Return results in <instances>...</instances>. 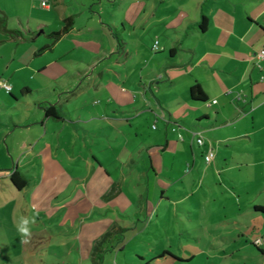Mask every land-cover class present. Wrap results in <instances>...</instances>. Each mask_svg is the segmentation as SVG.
Here are the masks:
<instances>
[{
	"label": "crops",
	"instance_id": "crops-1",
	"mask_svg": "<svg viewBox=\"0 0 264 264\" xmlns=\"http://www.w3.org/2000/svg\"><path fill=\"white\" fill-rule=\"evenodd\" d=\"M0 17L5 18L7 30L22 36L13 39L0 32V79L11 86L12 104L7 108L9 101L0 96V152L18 161L26 156L28 168L42 177L45 152L66 148L89 152L83 160L87 176L80 179L58 172L42 194L31 198L32 208L49 213L65 209L70 203L60 209L63 200L50 204L47 197L74 184L72 192L83 199L87 210H99L100 205L106 216L113 210L123 219L129 199L123 188L132 185L130 196L143 198L146 193V213L151 197L156 212H175L184 223L178 214V205L184 204L182 211L201 227L213 214L205 204L217 200L213 185L206 181L211 175L223 181L227 174V199L235 202L231 223L245 225L247 231L251 227L259 237H246L240 229L236 234L230 227V236L221 237L226 250L216 257L237 264H264V211L257 210L264 204L257 201L259 195L250 199L256 194L249 189L235 193L242 182L243 188L252 183L250 177L241 179L252 153L264 151V144H255L252 138L264 131V61L255 57L264 47V0H0ZM67 19L71 27L55 39L53 33L61 32ZM113 31L122 40L121 50ZM195 85L206 101L191 98ZM93 95L100 97L102 108L93 107ZM47 105H53L61 118H45ZM104 119L111 122L95 129L106 138L100 139V151L113 149L109 128L123 137L125 127L134 136L132 148L123 143L119 149L126 158H113L115 168H122L115 177L103 168L102 156L93 153V130L80 127ZM152 121L160 126H149ZM144 126H155L151 139L140 140ZM15 132L20 133L13 137ZM197 134L203 146L196 144ZM209 150L216 152L206 164L203 157ZM232 169L236 172L230 174ZM16 180L21 182L18 173ZM80 184L84 193L79 197ZM153 184L160 188L159 199ZM8 187L20 193L28 188L18 190L12 182ZM193 198L195 212L187 204ZM100 214L99 231L92 239H81L82 233H88L84 225L73 226L68 232L75 244L59 241L57 235L49 247L71 245L80 257L99 260V249L108 247L105 242L113 232ZM239 216L251 219L246 224ZM258 238L261 246L253 243Z\"/></svg>",
	"mask_w": 264,
	"mask_h": 264
},
{
	"label": "rangeland",
	"instance_id": "rangeland-1",
	"mask_svg": "<svg viewBox=\"0 0 264 264\" xmlns=\"http://www.w3.org/2000/svg\"><path fill=\"white\" fill-rule=\"evenodd\" d=\"M0 96L9 101V93L5 90L0 89ZM99 101L100 97L93 95V102L95 103L93 107L95 105L96 109L103 107V104L100 105L98 103ZM10 102L6 104L7 108L12 106ZM108 110L111 109L108 108ZM10 111L12 110L8 112ZM109 115L111 116V114ZM112 121L116 127L119 126L116 120ZM103 122L92 121L91 126L88 124L86 126H79L93 130L91 139L96 143L92 147L93 153L96 156H102L103 168L115 177L116 174H121L122 168L121 170L120 168H115L116 163L113 161V158L116 155H121L123 160L126 158L123 153L124 151H119V149L123 147V143L124 146L132 148L134 136L131 134L132 131L127 130L125 127L122 128L124 132L123 137L117 136V133L109 128L107 130V132L109 131L107 137L109 141H113V149H107L104 152L100 151L102 149L100 139L105 137L100 131H95V129H99L104 125L106 126L108 122H111V119H104ZM157 123L159 125L158 121H152L149 126ZM154 131L155 126H152V129H147L145 126L142 127L141 132L143 134L140 135V140L142 138L145 140L151 139ZM19 133L15 132L13 137ZM252 138L255 144L263 145L264 131H260V133ZM178 139H180L179 136ZM36 147L38 148V146ZM0 155L8 157L6 160L0 157V264H237L232 261L230 262L229 259L220 260V258L216 257L222 250H226L224 249L226 244H222L224 240L221 237L230 236V227L237 230L236 234H239L241 231L246 237L251 238L254 236L252 237L254 239L258 236L253 235L254 229L251 227L247 231V226H238L231 223V218L233 217V213L230 211L232 209L231 204L235 202L232 201L231 203L227 199L230 197V186L224 181V179L229 180V175L227 174H224L223 181H220L218 176L213 175L206 181L207 184L213 185L217 200L205 204L207 209L209 207L212 209L213 214L207 216L208 223L205 226L198 227L192 216L182 211L181 208H185L184 204L178 205L180 208L178 209L179 219L183 220L184 223L178 221V218L174 215L175 212L169 213L163 209H159L156 212L151 197L149 198L148 213H146V193H143V198H138V195L130 196L129 190L132 188V185H126L123 188V194L129 197L126 203L128 205L125 211L126 216L123 219L121 215L116 216V214H113V210H110L106 216L105 210H101L100 205L99 210H91L92 212L87 210L83 199H76L77 195L74 194V191L72 192L76 186L74 184H66L61 189H56L54 195L47 197V201L50 204L56 202V199L63 200L60 209L64 208V205L66 207L69 203L71 205L69 204L62 210L56 208L58 211L53 210L50 213L36 211L34 207L32 208L31 198L42 194L44 188L48 186L49 182L58 172L73 177H80V179L88 175V168L85 167L83 160L89 157V152L78 148L74 150L66 148V150L55 152L54 154L51 151L45 152L43 156L46 157L47 161L44 162L46 166L42 169L43 177L38 170L28 168L30 164L26 163L28 160L26 156H23L19 162L16 158L12 160L6 152H0ZM138 159L142 161V157H138ZM250 164V167L246 168L247 172L242 173L241 179L250 177L251 185L249 184L243 188L244 182H242L241 187L237 185L235 193L243 194L249 189V192L252 191V193L256 194V196L249 195V198L256 200L259 195L257 201L264 204V151L252 153ZM11 172L18 173L19 180L26 183L25 186H28V188L26 189L24 186L25 192L20 193L14 187V190L8 187L11 183L9 177ZM233 172H236V170L232 169L230 174ZM246 173L248 175H245ZM214 183H217L218 186L214 185ZM153 185L156 186L155 184ZM153 185L150 191L151 196L153 195ZM83 186L84 184H80L81 189L78 190L79 197L84 193L82 190ZM156 187L159 190L157 191V199H159L160 188ZM115 188L117 187L115 186ZM203 188L206 189V185L203 184ZM207 192L209 193V191ZM194 198L193 200L188 199L187 204L191 205L195 212L197 205L194 204ZM223 206L226 209L223 210ZM241 206L243 207L244 205L242 204ZM100 213H102V216H106V225L108 227L113 226V232L106 239L105 245H108V247L105 248L104 246L99 249L100 253H98V257L100 259H95V261L91 262L85 257H80L78 252L72 249L71 245L75 244V242L72 240L73 234L71 235L68 231H71L74 228L73 226L84 225V230L88 233L87 235L82 233L81 239L84 241L92 239L93 235H96L94 233L99 231L97 223L101 222ZM33 217L35 218V223L30 222L27 225L31 233L29 243L21 244L22 236L19 228L25 227L22 223V218H28L31 221ZM239 217L242 223L249 222L251 219L250 217ZM262 218L264 220V216ZM223 222H230V224H223ZM135 223L137 224L136 228L133 226ZM59 227H62V230L67 232H59ZM92 230L93 233L91 234ZM57 235H59V241H68L71 245L49 247L52 241L51 238L55 239ZM213 237H218V239L216 240L215 238L214 240L212 239ZM191 255L193 258L190 260H183V258H189ZM140 257H143L144 260H141Z\"/></svg>",
	"mask_w": 264,
	"mask_h": 264
},
{
	"label": "trees",
	"instance_id": "trees-1",
	"mask_svg": "<svg viewBox=\"0 0 264 264\" xmlns=\"http://www.w3.org/2000/svg\"><path fill=\"white\" fill-rule=\"evenodd\" d=\"M204 23V21H203ZM72 23L70 19H67L65 21L64 27L62 29L61 32H57V33H53V37L55 39H57L58 37H60L62 34H64L65 32H67L69 30V28L71 27ZM0 32H3L4 34L10 36L13 39H17V38H21V34L18 31H9L6 28V20L3 17H0ZM115 40L117 42V47L119 50H121L122 48V40L118 37V35L116 33H114V31L112 32ZM190 96L193 100L196 101H201L204 102L206 101V97L204 95V93L201 91L200 87L198 85H195L193 87H191L190 89ZM43 111H44V116L45 118H53V119H60V115L58 113V111L54 108L53 105H47L45 107H43ZM11 178V182L13 183V185L18 189L21 190L22 188H24V186L26 185L25 182H18L16 180V173H12L10 175ZM257 210L260 211H264V208H257Z\"/></svg>",
	"mask_w": 264,
	"mask_h": 264
},
{
	"label": "built area",
	"instance_id": "built-area-1",
	"mask_svg": "<svg viewBox=\"0 0 264 264\" xmlns=\"http://www.w3.org/2000/svg\"><path fill=\"white\" fill-rule=\"evenodd\" d=\"M40 5L42 7H45L46 6V2H41ZM157 49H158V46H157V42H156L153 45V50L156 51ZM255 57H256V60L258 62H263L264 61V47L256 52ZM0 89L5 90L8 93L11 92V86L7 82L3 81L2 79H0ZM194 138H195V142H196V144L198 146H203L204 141H203V138H202L201 135L197 134V135L194 136ZM203 159H204V162L206 164H210L214 160V153L212 152V150H209L204 155ZM253 243H254L255 246H261L263 244V241L261 239H257Z\"/></svg>",
	"mask_w": 264,
	"mask_h": 264
},
{
	"label": "clouds",
	"instance_id": "clouds-1",
	"mask_svg": "<svg viewBox=\"0 0 264 264\" xmlns=\"http://www.w3.org/2000/svg\"><path fill=\"white\" fill-rule=\"evenodd\" d=\"M35 223V218H31V221L28 218H22V223L25 225V227L19 228V232L21 233L22 239L21 244H27L29 243V240L31 238L30 229L27 227L29 223Z\"/></svg>",
	"mask_w": 264,
	"mask_h": 264
}]
</instances>
